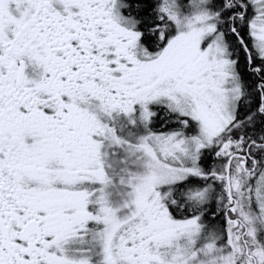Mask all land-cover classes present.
Returning a JSON list of instances; mask_svg holds the SVG:
<instances>
[{
  "label": "snow or ice",
  "instance_id": "6c2138e0",
  "mask_svg": "<svg viewBox=\"0 0 264 264\" xmlns=\"http://www.w3.org/2000/svg\"><path fill=\"white\" fill-rule=\"evenodd\" d=\"M0 264H264V0H0Z\"/></svg>",
  "mask_w": 264,
  "mask_h": 264
}]
</instances>
